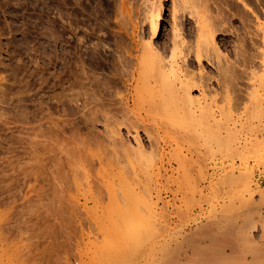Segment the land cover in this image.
Returning <instances> with one entry per match:
<instances>
[{"label": "rangeland", "instance_id": "rangeland-1", "mask_svg": "<svg viewBox=\"0 0 264 264\" xmlns=\"http://www.w3.org/2000/svg\"><path fill=\"white\" fill-rule=\"evenodd\" d=\"M114 1L0 0V76L3 77H0V264H182V262L193 264V262H199L203 257L209 255L208 251L210 250L216 251H211L210 255L217 254L211 258H223L222 255L229 253V247H233L230 250L235 249V253L233 250L232 253L230 251L229 255L231 256H228L233 257L232 259L227 258L226 255L225 257L232 262L238 261L242 258L240 255L248 252L247 249L250 245L253 246L261 240L264 243V227L256 226L247 229L245 226L232 227L231 224H227L228 226L219 223L206 225L205 221L212 218L214 211L219 208V201L212 197L213 201L211 199L210 203L213 206H207L200 194L201 185L203 184V187L207 185V181H203L200 177L199 171V154L202 147L197 149L195 145L191 144V137L183 128L172 125L163 114L150 109L147 104L137 103L130 96V89L135 83L133 79L137 76L136 73L130 72V69L133 71L135 68L133 62L135 61V52L137 53L133 49L135 48L133 41H136L137 35L143 34L145 39L150 37L147 19H144L146 18L144 17L145 13L144 15L142 13L145 12L144 8L147 10L150 8L152 1L125 0L123 4L118 3L119 0ZM217 1L205 0L208 7L207 13L210 17L214 15L213 9ZM230 1L234 0L225 2L230 4ZM253 2L257 3L255 0ZM170 4L171 0H161L158 31L152 38L156 45H159V50L164 51V55L169 50L170 32L172 31L170 29L172 21ZM204 7V4L200 5V8ZM114 9L116 13L118 10L122 13L116 14ZM61 12H63L62 17H60ZM114 14H119V16H114ZM176 14H179L176 20L179 22L180 33L184 38L183 47L182 45L180 47L185 51L191 46V40L192 43L194 42L196 26L187 10L181 11L180 9ZM228 17L231 18L227 15L226 21L229 20ZM130 20H133L132 22L136 25H133ZM229 22H225L227 28L223 32L225 35L230 33L228 25L231 24V21L229 20ZM132 26L134 28H131ZM131 29L135 35L133 38L131 37L132 32L130 33ZM129 52L131 53L128 54ZM189 54H191L190 58L186 57L187 60L185 59L186 64L182 62L183 67H189L188 69L195 73L197 68V72L201 68L204 69L203 76L206 77L203 82H208L207 84L211 88L214 87L216 70L212 55L210 58L201 57L199 61L203 66L201 67L194 59L193 51H189ZM197 74H195L196 77ZM192 94L197 95L198 88L193 89ZM81 109H84V114ZM104 119L109 121L107 123L110 126L114 123L116 126L119 125L117 128L123 136L125 144L126 140L133 144V136L138 134L142 149L145 150V152L142 150L143 153L147 156L151 154V157L148 156L151 161L146 171H143V163L137 160L138 156H136L138 163L133 161L135 153L132 156V153L125 152L127 154L124 155L125 157L132 156H128L129 161L128 157L126 158V165L123 157L124 152L121 151L123 148L120 147L124 144L118 141L117 143H120L118 145L114 141L118 138L108 134L110 129L113 132L117 128L113 125L114 129L110 127L106 129L105 127L109 125H105ZM57 123L65 126H62V129L68 131H62L59 125H55ZM48 124L51 126L49 127ZM70 127L73 129L71 130ZM143 128L146 130L144 131ZM52 131L59 135L53 134L58 137L55 136L57 142L56 138L51 136L54 143L60 144L59 146L52 142L53 139L48 140ZM162 131H166V133ZM50 132L52 133L50 134ZM65 132H67V137L64 136ZM168 133L169 135H167ZM109 136H112L113 139H109ZM61 137L66 138L62 139ZM46 139L54 144L53 149L58 146L59 150L48 148L53 145H50L51 142L47 143ZM61 139L62 142H60ZM110 140L114 141L113 145L111 143L113 141L110 142ZM37 141H40L43 147L49 144L48 154H50L49 152L53 154V151H58L57 154L63 153L62 156L68 153V157L63 156L64 159L58 154L61 157L59 160L62 161L58 162L67 165L65 168L63 164L60 166L58 163L57 167H63V170L56 167L59 171L62 170L64 176L66 175V179H63L64 176L61 178L58 174L56 181L59 178L64 181H61L62 183L59 181L60 186L55 185L57 182L54 185L51 184L53 178H50L51 172L47 171V169L53 168L50 161L58 160L56 154H53L56 158L54 160L50 159L54 158L51 154V156L46 154L47 158L49 157L48 161L46 157L42 158L47 150L44 152L46 148H42V144ZM28 142L37 144L33 145L34 148ZM152 142H156L153 143L155 149H153ZM61 143L64 144V147L67 145L66 149H68L67 151L71 150V153L66 151L64 154L65 148H61L63 147ZM110 144L112 145L111 149L115 148L112 152H117L111 153L108 148L111 147ZM128 145L124 148L131 149ZM149 145L152 146V149ZM38 146H41L40 149L42 148L43 151L39 150ZM82 147L85 148L82 149ZM85 149L88 155L84 154ZM133 151L135 150L133 149ZM103 153H106L105 157ZM107 153L110 156H107ZM191 153L195 159L185 161L182 165L180 158L183 159L187 157L185 154L190 155ZM69 154L73 156L69 158ZM75 156L78 157L79 163ZM112 157L114 160L118 159L119 164L118 161L113 162ZM74 160L77 161L74 162ZM130 161H132L131 165ZM56 168L53 173L56 171L57 175L59 171ZM207 170L211 173L212 165L208 164ZM46 172L50 173V176ZM53 173L52 176L55 175ZM38 175L42 178L39 179ZM67 175L69 176L67 177ZM120 176L126 177L124 179L129 181L128 184L130 188L133 187L134 193L146 198L145 200L151 207L149 210L145 209L146 213L142 209L141 213L144 217L150 214L147 218L152 220L154 225H152V229L156 228V232L159 233L157 237L154 236V239L153 236L146 238L148 241L142 239V244H140L141 240L138 241L137 248L135 247L136 243L130 241L128 243L123 241L117 245L113 243V248L111 247L112 243L106 242L105 248V243H103L105 240L102 238L103 234L98 226L109 223L110 219L118 222L119 216L123 215L115 214L109 210L114 203L108 192L110 186L112 189L117 188L116 202L122 204V199L119 200L120 198L116 197L117 194L121 196V185L118 183ZM70 178L76 180L73 181L74 184ZM95 179H97V183L93 182ZM98 180L100 181L98 182ZM260 181L264 191L263 177ZM46 183L49 186H46ZM144 190L147 191V194L143 192ZM51 192L55 196L47 195ZM52 196L54 198L49 201ZM47 197L50 198L47 200ZM49 202L50 204L56 202L55 206L52 203L53 205L50 207ZM56 206L63 209L60 211ZM247 231L249 237L244 234ZM121 245L126 252L133 251V253L129 256L128 253H124L122 259L112 261L114 249ZM131 245L136 249L130 250L132 249ZM102 248H105L108 253L106 254L105 250L101 252ZM102 253L105 255L103 256ZM124 261L125 263H122Z\"/></svg>", "mask_w": 264, "mask_h": 264}, {"label": "bare ground", "instance_id": "bare-ground-1", "mask_svg": "<svg viewBox=\"0 0 264 264\" xmlns=\"http://www.w3.org/2000/svg\"><path fill=\"white\" fill-rule=\"evenodd\" d=\"M124 1L125 0H119L118 3L123 4ZM151 1L152 2L150 3V8L148 10L144 8L145 12L142 13L143 15L145 13L144 17H146V18H144V17L143 18L147 19V23H148L149 30H150V35H149L150 37H147V39H145V37L142 36L143 34L137 35L138 38L136 39V41L135 40L133 41L134 47H135L133 49L135 51H137V53L135 52V56H134L135 61L133 62L135 66L132 65L135 68L133 71L130 69V72H133V74L136 73L137 76L135 79H133V80H135V83L132 85V88L130 89V92H131L130 96H132L133 100H136L137 103L140 102L142 104H147L150 109H153L154 111H156L160 114H163L165 117L168 118V121L172 125L183 128L187 132V134L190 135L191 140H192L191 144L195 145V147L197 149H201V147H202V150L199 154L200 155L199 171H200V177L202 178L203 181H207V185H205L204 187H203V184L201 185V188L199 189L201 191L200 194L203 196L204 202H206L207 206L211 205L210 201H211L212 197H215L214 199L217 198V200L219 201V204H218L219 208L217 209V211H214V213H213L214 215L212 218H208L205 221L206 225L211 224V223H219L220 225L225 224L226 226H228L227 224H231L232 227L234 226V227H238V228L244 227V226L247 227V229L248 228H254L256 226H260L261 228H263L264 227V209H262V208H264V191H263L260 180L262 177L264 179V0H255L257 3L253 2V0H234L232 2L230 1L229 2L230 4H228V2L226 3L225 2L226 0L225 1L224 0H218V1L216 0L217 2L215 3L214 9H213L214 15L211 17L207 13L208 7L205 4V0H171V4H170L171 5V9H170L171 12L170 13L172 16L171 17L172 21H171V28L170 29L172 31L170 30L171 31L170 32L171 33L170 34L171 35L170 47L169 48L167 47L169 50H167L168 52H166V55H164L165 53L163 54L164 51L161 52V50H159V45H156L155 41H153V39H152V38H154V36H156L157 31H158L159 18H160L161 6H162L161 0H151ZM201 4H204L205 7L200 8ZM122 6H124V5H122ZM118 8H119V6H118ZM115 9L117 10V7H115ZM115 9H114V12L116 13ZM180 9H181V11L187 10L188 15L190 17H192V19H194L195 26H196V33L194 36L195 39L193 40L194 42L192 43V40H191V46L189 47V45H190L189 44L188 49L184 46L187 49L185 51H183L181 49L183 47V43H184L183 39L184 38H182L183 34L180 33L181 28H179V26H178L179 22L176 20V17L179 15V14L177 15L176 13ZM60 10H61V8H60ZM121 11L123 12V10H121ZM121 11L118 10V12H121ZM62 13L63 12H61L60 15ZM121 13H120V16H121ZM226 13H228L227 15L231 17V18H229V17L228 18L232 24V25L231 24L228 25V26H230V27H228V29L230 31V33L228 35H225L223 33L224 30L227 29L225 27V22H227V21L229 22V20L226 21V19H225L227 17ZM116 14H114V16H119V14L118 15H116ZM60 15H58V16H60ZM62 16H63V14L60 17H62ZM122 17H123V15H122ZM134 20H135V18H134ZM132 21H131V23H133V25H136ZM141 21H142V19H141ZM118 22H120V20H118ZM131 28H134V26H132ZM131 32L133 34L131 37L133 38V36H135L133 29H131L130 33ZM136 32H137V30H136ZM181 34H182V36H181ZM228 42H229V44H228ZM181 45H182V47H180ZM163 47H164V45H163ZM189 51H193L194 59H196L198 61L199 65L201 64L199 61L201 60L202 56H204L206 58H208V57L210 58L212 55V57L214 58V65H215V70H216L215 71L216 76L214 77V78H216V79H214L215 80V84H214L215 86L214 87L211 88L207 84L208 82L207 83L203 82L204 77H206L205 75L203 76V74L205 72V71L203 72L204 69L201 68L203 66L200 65L201 66L200 67L198 65V67H200L202 71L200 70V68H199V70L203 73H201L200 71L197 72V70H198V68H197V70H196V73H198L197 77L195 75L196 74L195 72H191L190 69H188L189 67H185V66L183 67L182 62H184V64H186V62H185L186 57L188 58L191 55V54H189ZM130 53L131 52H129L128 54H130ZM127 60H129V58H127ZM211 60H213V59L211 58ZM132 61H133V59H132ZM187 65H188V63H187ZM185 68H187V69H185ZM1 78H3V77H1ZM196 88H198V94L197 95L194 94L195 95L194 96L192 94V90L196 89ZM125 106H123V107L125 108ZM144 106H146V105H144ZM83 110H82V112H83ZM122 112H123V110H122ZM126 112H128V110H126ZM84 113L85 112H83V114ZM150 113L152 114V111ZM155 115H156V113H155ZM105 119H104V122L106 121L105 125H107L109 123V121H107ZM63 122H62V124H63ZM52 123L54 124V122H52ZM65 123H66V121H65ZM70 123H72V122H70ZM55 125H59V124L57 123ZM63 125H61V124L59 125L61 130L62 131L67 130V129H65V130L62 129ZM113 125H115V123L111 124L112 127L109 125V126H106L105 128L108 129V127H110V128L114 129L115 127H113ZM40 126H41V124H40ZM48 126H49V124H48ZM118 126L119 125H117L116 128ZM63 127H65V126H63ZM73 127H74V125H73ZM73 127H70L71 130L73 129ZM56 128H57V126H56ZM57 129H59V127ZM106 129H105V131L107 132ZM145 130H146V128L144 129V131ZM163 130H165V129H163ZM47 131H48V129H47ZM55 131H56V129H55ZM55 131L54 132L52 131L53 133L50 132V134L52 133V135H50V136L47 135L49 132L48 133L46 132L47 133L46 136H49L48 140H50V139L52 140L56 136V134L58 135V133ZM109 132H110V133H108L109 135H112V136L115 135L118 138L116 140L114 139V141H116L115 143H117L119 141L121 144H124V146H122V145L120 146L123 149H121L119 146H117V148H120L121 151L123 150L122 152H124L123 157L125 158V163L127 160L129 161L130 160L129 157H132L133 154L135 153V158L133 156V159H135V160H133V161L137 162V160H140L143 163V171H146L149 164H150V161H151V159H149L148 156H150L151 154L147 156V154L143 153V151L145 152V150L142 149L143 146H142L141 141L138 137V134L133 136V138H134L133 144H130L129 140L128 141L126 140V142H127L126 144L127 145L129 144L128 146L131 149H125L124 147L127 145L124 143V138H122L123 136L121 135V133H119L120 131L118 130V128L116 130H113V132L110 129ZM111 132H112V134H111ZM162 132L166 133V131H162ZM37 133H38V130H37ZM54 133H56V134L53 135ZM66 133L67 132L64 133L65 134L64 136L67 137L68 135ZM136 133H137V131L135 132V134ZM40 135H41V133H40ZM62 135H63V133H62ZM62 135L60 134V136H62ZM167 135H169V133ZM35 136L37 138V135H35ZM42 136H44V135H42ZM51 136L52 137L54 136V137L52 138ZM112 136L111 137L109 136V139H113ZM115 136H113V137L115 138ZM66 137H64V138H66ZM170 137H172V136H170ZM39 138H40V136H39ZM57 138L55 140L56 142H57ZM64 138H62V139H64ZM54 139L52 140L53 143L55 142ZM62 139L60 142H62ZM48 140L46 142L50 143L51 141L49 142ZM59 140H60V138H59ZM67 140H69V138H67ZM154 140H156V139H154ZM33 141H35V140H33ZM40 141H37V143ZM111 141H113V140H110V142ZM114 141L111 142L112 145H113ZM174 142H176V141H174ZM28 143L31 144L30 142H28ZM37 143H35V144H37ZM42 143H43V140H42ZM53 143L50 144V145H53L50 147H48L49 144H46L47 146L43 147L44 143L42 144V148H46L44 150V152L47 150V152H45V156L42 158H45V157L47 158V156L51 154V152H49L50 154H48L49 150L47 149V147L53 149L52 147H54V144H56V143H54V144ZM67 143H69V142H67ZM73 143H74V141H73ZM120 143L119 144L117 143V144L120 145ZM153 143H156V142H152V145H153ZM35 144L32 143L31 144L32 147L35 148V146H33ZM62 144L63 143H61V146H63V147H61V146L60 147L65 148L64 149L65 150L64 154H65V152L68 150V149H66L67 145L64 147V144L63 145ZM56 145L59 146L60 144H56ZM74 145H76V144H74ZM112 145L110 144L109 146H111V147H108L110 149L111 153L117 152V151L112 152L113 150H115V148L111 149ZM40 147H39V150L43 151L42 148L40 149ZM57 147H55V149L59 150V148L57 149ZM149 147L152 149L151 145H149ZM153 147H154V145H153ZM84 148L82 147V149H84ZM55 149H53V150H55ZM133 149L135 151H133ZM153 149H155V147ZM27 150H28V148H27ZM126 150H128V151L130 150V151L128 152ZM31 151L34 152L35 150H31ZM70 151H67V152L71 153ZM73 151L75 152L74 149H73ZM84 151H85V153L84 152H82V153L87 154V152H86L87 150L85 149ZM53 152H54L53 154H56L55 156H56V158H58V160L54 157L53 154H51V155H53L54 158L51 157L50 159H53V160L56 159V161L55 160L50 161V163L52 162V164H50V165H52L53 168H50L51 170L47 169L48 172H51V176H50V173H47V172L46 173L50 176V178H53V179H51V184L54 185V183L57 182V183H55V185L58 184L57 186H60L61 184H59V181H60V183L64 182L63 179H66L65 178L66 175L64 176L62 173L63 167H61L62 168L61 171L58 170V169H61L60 164H63V163H59L58 161L61 160V157L63 158V156H67L68 153L66 155L62 156L63 153L59 154L60 153L59 152L58 154L61 155V157H59V155L57 154L58 151L57 152L53 151ZM61 152H63V151H61ZM125 152H127V154L132 153V156L128 155L129 156V157L127 156L128 158L125 157L127 155ZM136 152H137V155H136ZM31 153H30V155H31ZM38 154L40 155V153H38ZM46 154H48V155H46ZM99 154H101V153H99ZM103 154L105 157L106 153H103ZM32 155H34V154H32ZM43 155H44V153H43ZM34 156H36V155H34ZM70 156H73V155L69 154V158H70ZM107 156H110V155L107 153ZM121 156H122V154H121ZM136 156H138L137 160H136ZM185 156H187V157H185L183 159L180 158L182 165L184 164L185 161L195 159L193 157L192 153L190 155L185 154ZM39 157H41V155ZM75 157H77V156H75ZM48 158H47V161L49 160ZM81 158H83V157H81ZM126 158H127V160H126ZM97 159H98V157H97ZM102 159H100V160H102ZM106 159H108V158H106ZM106 159H105V162H107ZM112 159H113V157H112ZM77 160H78V157H77ZM77 160H74V162ZM89 160H90V158H89ZM109 161H108V164H109ZM114 161L117 162L118 159L116 160V158H115V160L113 159V162ZM60 162H62V161H60ZM65 162L67 163L66 160H65ZM69 162H71V161L69 160ZM74 162H73V164H74ZM81 162H83V160ZM95 162H96V160H95ZM119 162L120 161H118V164H119ZM131 162L132 161L129 162L130 165L132 164ZM58 163L60 165L59 167H57ZM78 163H79V160H78ZM55 164H56V166H54ZM208 164L212 165L213 171L211 173H209L208 172L209 170H207ZM48 165H49V163H48ZM63 165L65 167L66 164H63ZM76 165H77V163H76ZM122 165H123V163L121 164V166ZM126 165H127V163H126ZM45 166L47 168H49V166H47V165H45ZM74 166H75V164H74ZM72 167H73V165H72ZM128 167H126V168H128ZM55 168H56V170H58L61 173L57 172V175H56V171H55V173H53ZM38 171H39V169H38ZM63 172L65 173V171H63ZM74 172H75V169H74ZM123 172H125V171L123 170ZM46 173H45V175L47 176ZM52 173L55 174L56 176L53 175L54 176L53 177ZM58 174H59V177H61V176H64V177H63V179L59 178L60 180L58 179L56 181V179L58 178ZM60 174H62V175H60ZM79 174H80V172H79ZM133 175H134V173H133ZM68 176L69 175H67V177ZM38 177H39V175H38ZM120 177L121 178H120V181L118 183H120V185H121V190H120L121 196H120V194L119 195L117 194L116 197L118 196V198H120L119 200L122 199V204L120 202H118V203L116 202L115 193L117 192V190H116L117 188L112 189V187L110 186L108 192L110 194V198L113 199L114 203L111 205L109 210L111 212H114L115 214H123V215L119 216L118 222L114 219H110L109 223H103V224H101V226L100 225H98V226H99V229L102 231V234H103L102 238H104V240H105L103 242V243H105V245H104L105 248L107 246L106 242L112 243L111 244V247H112L113 243L115 245H117V243H121L123 241H125V242L127 241V243H128V241H130L132 243H136L135 247L137 248L138 247V245H137L138 241L141 240L140 244H142L143 243L142 239L144 241L146 238L148 239V237H152V236L154 239V236L157 237L159 233L156 232V230H155L156 228L152 229V227L154 226L152 223V220L147 218L150 214L147 217H144V215L141 213L142 209H144L143 211H145V209L149 210L151 207L150 204L145 200L146 198L144 199V198H142L143 196L141 197L138 194L133 192V190H132L133 187L130 188V185L128 184L129 181L127 182L125 180L126 179L125 176H124L125 179L123 176H120ZM147 177H149V176H147ZM41 178L39 177V179H41ZM50 178H48V179L50 180ZM53 180H55V181H53ZM71 180H72V182L76 181L73 179H71ZM96 181H97V179H95V181H93V182L97 183ZM99 181L100 180H98V182ZM74 182H73V184H74ZM115 182H117V181H115ZM202 183H204V182H202ZM73 184H72V186H73ZM76 184H77V182H76ZM145 184H143V185H145ZM62 185L64 186L65 184L63 183ZM96 185L98 186V184H96ZM44 186H45V184H44ZM46 186H49V185H47V183H46ZM67 187H68V184H67ZM93 187H95V186L93 185ZM102 187H101V189H102ZM60 189H61V191H63L62 188H60ZM72 190H73V188H72ZM54 191H56V190H54ZM54 191H53V193H54ZM100 191L102 192V190H100ZM104 192H106V191H104ZM143 192H145V190ZM53 193L52 192H51V194L47 193V195L49 194V195L55 196V194H53ZM59 195H61V194H59ZM57 197L58 196L56 195V199H57ZM71 197H72V194H71ZM49 198L47 197L46 199L48 200ZM52 198H54V197L52 196L51 199H49V201L50 200L52 201ZM218 198H220V199H218ZM46 199H44V200H46ZM56 199H55V201H56ZM212 201H213V199H212ZM111 202H112V200H111ZM44 203L46 204L47 202H44ZM52 203H54V202H51V204L49 202V204L51 205L50 207H52V205H53ZM55 203H54V206H55ZM150 203H152V202H150ZM57 204L61 205L59 203H57ZM211 206H213V204ZM42 208H44V207H42ZM48 209H51V208H48ZM53 209H55V208H53ZM58 209L60 210L63 208H58ZM203 210H205V209H203ZM145 213H146V211H145ZM209 214H207V215H209ZM207 215H206V217H207ZM119 220H120V222H119ZM216 225H218V224H216ZM229 230H231V229L229 228ZM204 234H203V236H204ZM244 234H246V236L249 237L248 231H247V233H244ZM217 235H219V234H217ZM204 237L206 238V236H204ZM161 238H162V236H161ZM243 238H245V237H243ZM258 238H260V237H258ZM157 240L159 241L158 238H157ZM227 240H228V238H227ZM249 241H250V239H249ZM132 243H130V244H132ZM157 243H159V242H157ZM140 244H139V246H140ZM231 245H232V243H231ZM204 246H206V245L204 244ZM251 246L252 245H250L249 247L246 246V247H248V249H247L248 252L243 253V255H240V257L242 256V258H240V259L237 258L238 261H235V262H232V261L227 259L229 256H231V255H229L230 251L232 253V250H233V249L230 250V248H233V247L227 246V247H229V253L224 254V256L222 255L223 258H219V259L218 258L216 259L213 257L211 258V256L217 255V254L215 253L213 255H210V254H212L211 253L212 250H210V251H208V252H210L209 255H206L205 257H203L202 260H200L201 259L200 258L199 262L196 261L195 263L193 262V264H264V243H262V240H261V242L258 241V243L254 244L252 247ZM121 247L123 249L122 245H121ZM121 247L114 249V252L111 249V251L113 252V257H114V259L112 261H119L120 258L122 259V256H124L123 255L124 253L129 252V251L126 252L125 249H123L124 250V252H123ZM131 247H132V245H131ZM135 247L133 246L132 249H130V250L136 249ZM234 247L236 248V246H234ZM105 248H102L101 252L103 250H105ZM242 248H240V250H242ZM205 249H206V247H205ZM106 251L107 250H105L104 252H106ZM233 251H234L233 253H235V249ZM212 252H216V251L214 250ZM107 253H108V251L106 252V254ZM131 253H133V251H131ZM131 253H128V256ZM239 254H237V255L239 256ZM104 255L105 254H103V256ZM225 255L227 256V258L225 257ZM125 257H126V255H125ZM235 257H236V255H235ZM232 258L233 257H231L230 259H232ZM97 260H99V259H97ZM122 263H125V261ZM182 264H189V263L182 262ZM190 264H192V263H190Z\"/></svg>", "mask_w": 264, "mask_h": 264}]
</instances>
